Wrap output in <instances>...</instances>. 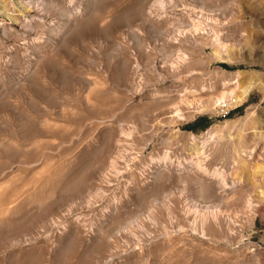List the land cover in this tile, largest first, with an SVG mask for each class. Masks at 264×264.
I'll return each mask as SVG.
<instances>
[{
  "label": "rangeland",
  "instance_id": "rangeland-1",
  "mask_svg": "<svg viewBox=\"0 0 264 264\" xmlns=\"http://www.w3.org/2000/svg\"><path fill=\"white\" fill-rule=\"evenodd\" d=\"M28 1L0 0V264H264V0ZM184 5L227 49L173 74Z\"/></svg>",
  "mask_w": 264,
  "mask_h": 264
},
{
  "label": "bare ground",
  "instance_id": "bare-ground-1",
  "mask_svg": "<svg viewBox=\"0 0 264 264\" xmlns=\"http://www.w3.org/2000/svg\"><path fill=\"white\" fill-rule=\"evenodd\" d=\"M86 1V0H85ZM88 1V0H87ZM91 1V0H89ZM34 0H29L28 1V6H30L32 3H34ZM177 6V5H176ZM174 5V0H155V2L151 5V8L149 9V13L150 18L152 17V19H154L153 17H156V20H163L164 19H168L169 18V14H168V10H172L171 12H175V10L178 9V6L176 7ZM184 9H181L182 11H186V12H192L193 14H195L196 19H192L191 22H188V24L186 25V28H188V30H185L183 32H179L177 34V37L175 38H171L172 40H170V42L173 43V45H175L177 47V51H180V54L177 56V58L175 60H172L170 63H167V67L169 68L170 72H172L173 74H179L180 70L184 67V65L188 62V56L186 57L185 54H183L182 52V48L187 45L188 43H193L194 45H210L212 46L215 50H223V49H227L225 48L226 45V41L223 39V33L221 34L216 27L218 26L217 21H214L212 17H209L208 15H205L202 12H195V10H191L190 8H187L186 5H184L183 7ZM191 10V11H190ZM6 11V10H5ZM81 13L76 14L77 18L78 16H80ZM185 15V14H184ZM82 16V15H81ZM177 16V15H175ZM74 16H70L69 22H73L75 21ZM144 18V17H143ZM149 18V19H150ZM171 18V17H170ZM178 18V17H177ZM184 18V17H183ZM212 18V19H211ZM147 19V17H146ZM149 19L148 22H149ZM150 19V21L152 20ZM146 20V22H147ZM145 22V21H144ZM155 22V21H153ZM150 25H152V22H149ZM152 23V24H151ZM65 31H63L64 33ZM175 34V35H176ZM54 35V34H53ZM174 35V34H173ZM58 37H60V34L57 35ZM57 38V37H56ZM62 39V38H61ZM35 41V40H33ZM26 42V41H25ZM29 42V41H28ZM229 44V43H228ZM185 48V47H184ZM27 49V48H26ZM37 50V49H36ZM225 51V50H224ZM151 59V58H150ZM153 60V59H152ZM33 61V60H32ZM159 62V61H158ZM158 62H156L155 60L152 62V68L153 69H164V67H162V64L159 65ZM137 65V64H136ZM139 66V65H138ZM166 66V64H165ZM28 67V66H27ZM137 67V66H135ZM139 68V67H138ZM137 68V69H138ZM141 68V67H140ZM150 68V67H149ZM134 69V68H133ZM136 69V70H137ZM132 70V69H131ZM140 70V69H139ZM152 70V69H151ZM138 72V71H136ZM25 74V73H24ZM27 74V73H26ZM134 74V72H133ZM135 75V74H134ZM24 76V75H23ZM136 75L135 78H137ZM26 78V77H25ZM134 78V79H135ZM140 78V77H139ZM133 79V80H134ZM138 80V79H137ZM135 82V81H134ZM139 83V82H138ZM136 84V83H135ZM14 85V84H13ZM139 86V84H138ZM183 86V85H182ZM223 86H226V84H224ZM237 86V85H236ZM239 87V85L237 86ZM139 88V87H138ZM189 88V87H188ZM185 87H181V89H188ZM143 89V88H142ZM206 89H208L207 87L203 86L201 87V90H199V92L197 91L196 94L194 95V99L193 100H189L188 97H186L188 94L190 93H185L186 96H181V103L179 105H176L174 108V111L176 112L177 116H182L181 115V108L182 106H186L189 109H193L196 106L201 105L202 102V97H198L199 94H201L203 91H205ZM185 91V90H184ZM188 91V90H187ZM237 91L238 89H230L229 91H224L223 94L219 97L216 98L214 100H210V102L214 103L215 106H222L224 104L229 105L231 104V102L234 99H238L239 101L243 100V97H238L237 96ZM248 94L247 91L244 92V95L246 96ZM184 95V94H183ZM193 95V94H192ZM192 97V96H191ZM201 107V106H199ZM196 167L198 168L199 171H201V173H203L205 175V173H207V169L200 163L197 162ZM211 173V172H209ZM212 177H214L218 182L219 185L224 187L225 186V179L223 176V173H220L219 171H214L212 174ZM219 187V186H218ZM217 187V188H218ZM226 189V188H225ZM249 204V203H248ZM251 204V203H250ZM249 204V205H250ZM251 208V207H250ZM205 218V217H204ZM206 219H203L202 224L203 226L206 224Z\"/></svg>",
  "mask_w": 264,
  "mask_h": 264
}]
</instances>
